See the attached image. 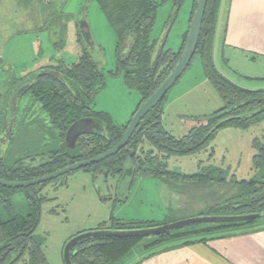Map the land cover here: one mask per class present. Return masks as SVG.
<instances>
[{
  "label": "trees",
  "instance_id": "1",
  "mask_svg": "<svg viewBox=\"0 0 264 264\" xmlns=\"http://www.w3.org/2000/svg\"><path fill=\"white\" fill-rule=\"evenodd\" d=\"M97 1L100 11L117 33L114 49L115 70L107 71V73L121 74L125 86L138 92L140 101L137 103L135 111L179 58L196 1L191 0L187 26L181 35V42L177 49L167 48L165 38L159 40L150 35L157 14L158 3L155 0ZM183 1L177 0V4ZM219 2L220 0H207L194 56H199L203 74L221 98L222 106L209 114L195 117L194 119H198L197 124L191 126L182 135L176 136L162 124L164 109L161 107L167 99L171 87L164 98L140 120L123 148L116 154L86 166L82 170L93 173L104 170L108 176L121 175L124 164L129 160L133 166V179L139 173H154L153 177L156 178L169 176L170 181L176 180L172 170L164 168V164L159 165L157 156L150 158V162L155 168L145 166L143 160L136 156L135 149L142 140H147L165 155H187L211 141L221 128L245 129L257 122L259 118L264 119V110L253 116L246 115L264 107V90L239 85L220 72L213 62L212 46ZM50 3L48 25L52 21L59 22L61 16L65 14L62 11H57L52 1ZM59 26L62 25L59 24ZM76 40L81 49L76 61L65 63L63 60L57 59L53 60L52 64L36 68L35 70L52 68L58 71L59 75L40 74L26 84L18 94L10 140L5 149L0 144V177L7 180L35 178L72 162L95 156L113 146L122 137L129 119L125 124L118 125L113 123L108 113L94 109L95 96L105 85V72L99 61L92 57L91 51L84 45L78 29ZM53 44L56 51L63 48V41L60 39L53 41ZM24 76L14 81L10 89ZM4 109L5 102L3 110L0 109V128ZM81 117H94L100 120L105 130L102 135L95 133L79 135L76 139V151L71 152L65 147V133L69 125ZM220 121L221 123H219ZM217 123H219L218 126L211 131V128ZM252 146L254 153L251 161L255 168L256 179L259 178V180L252 179L248 185L259 184L260 190H254L256 192L250 195L248 201H243V198L241 199L239 196L234 197L223 206L221 205L220 210L212 207L210 211L199 214H231L232 211L229 213L225 211L244 207L250 208L249 211L242 213L264 210V132L261 134V141L258 137L253 138ZM33 158L39 161L37 163L28 162ZM159 167L161 168L159 169ZM222 174L221 171H217L213 167L200 173H177L178 176L190 180V182L206 181L208 183L223 181L225 176ZM237 182L239 181L237 180ZM243 182L240 181V183ZM45 183L25 188L30 207L25 216L13 213L8 219H0V243H5L0 249V264H15L22 260L23 256H27L24 264H47L40 244L33 235L40 219V202L44 200V197L39 196L38 193L41 189L40 186ZM15 190L0 185V197L5 199L7 205H9L8 197L3 192ZM256 221L192 225L151 237L146 243V247L150 248L175 238L209 235L225 228L249 226L255 224ZM167 222L170 221L126 222L111 215L108 220L99 222L94 229L150 227ZM143 239L139 237H104L84 240L71 249L70 259L72 264H118ZM199 240L204 241L206 238L203 237ZM74 250H76L75 253H73Z\"/></svg>",
  "mask_w": 264,
  "mask_h": 264
},
{
  "label": "rangeland",
  "instance_id": "2",
  "mask_svg": "<svg viewBox=\"0 0 264 264\" xmlns=\"http://www.w3.org/2000/svg\"><path fill=\"white\" fill-rule=\"evenodd\" d=\"M12 1L13 7L8 10L10 12L7 17L12 34L9 35L8 42L1 41L0 51H3L2 59L7 63V68L13 69L14 72L8 75L4 82H2L4 76L0 74V109L3 110L13 82L40 67L37 66L38 63L49 65L57 59L72 63L78 59L80 45L76 40V25L85 13L94 41L92 57L99 61L105 72V85L95 96L94 109L108 113L115 124H125L130 119V113L135 109V105L140 101V95L125 86L121 74L107 73L115 70L114 49L117 33L100 11L98 1L45 0V15L42 14L43 7L37 8V0L30 4ZM51 1L57 11L65 14L61 16L59 22L52 21L48 25V6L51 5ZM155 1L158 3L157 14L150 35L159 40L165 38L167 48L177 49L181 42V34L187 26L191 0H184L179 4L177 0ZM34 2L37 3L33 5ZM62 21L63 27L59 26ZM219 28L220 25L217 26L213 42V61L216 68L239 85L255 89L259 83L249 82L246 77L235 74L221 62ZM55 32L56 35L52 34ZM59 39L63 41V48L56 51L53 41ZM37 43L40 44V49L36 62H33L38 48ZM23 66L30 69L23 71L21 69ZM241 71L250 73L249 69L243 68ZM222 104L218 93L203 74L199 56L195 55L178 82L170 89L161 107L164 109L162 124L170 133L182 135L197 124L198 119H194L195 117L209 114ZM259 119L245 129L221 128L211 141L187 155H165L147 140H142L135 149L136 156L149 168H155L150 158L157 156L159 165L164 164V168L175 173L173 175L175 181L173 179L170 181L169 176L156 178L153 177L154 173H139L134 176L129 190L125 189L124 182L120 190L116 188L120 178L117 174L107 177L105 187L97 188L92 171L76 169L41 185L38 194L44 197V200L40 202V219L33 235L40 244L47 264H64L62 247L66 239L79 231L94 229L99 222L108 220L111 215L126 222L174 221L206 213L212 207L220 210L234 197L239 196L243 201H248L250 195L256 192L254 190L261 188L259 184L248 185L252 179L259 180L258 177L256 179L251 161L254 153L252 139L259 136L258 139L261 141L264 119L262 117ZM209 167L221 171L225 176L224 180L212 183L190 182L177 175L200 173ZM181 191L185 193L184 196L181 195ZM25 192V188L3 192L8 197L9 205L0 197V219H8L13 213L25 216L29 212ZM180 196L183 197L179 204ZM225 212L231 211L227 209ZM263 222L264 218L256 221L257 224ZM245 226L247 227V225L243 227ZM231 229L234 228H225L222 232L226 233ZM148 240L146 237L140 244ZM26 258L27 256H23L22 260L15 264H24Z\"/></svg>",
  "mask_w": 264,
  "mask_h": 264
},
{
  "label": "crops",
  "instance_id": "3",
  "mask_svg": "<svg viewBox=\"0 0 264 264\" xmlns=\"http://www.w3.org/2000/svg\"><path fill=\"white\" fill-rule=\"evenodd\" d=\"M17 1L30 4L35 0L30 2L27 0ZM37 2V8L43 7L42 14L45 15V0H37ZM37 2H34L33 5ZM12 7V0H0L1 44V41H7L10 38L9 35L12 34L10 22L7 21L10 12L8 10ZM63 22H60V24ZM219 25L221 62L235 74L246 77L249 82L259 83L255 89L264 90V0H220L215 33ZM56 33L52 34L56 35ZM36 46L38 48L33 62H36L40 49L39 43ZM2 58L3 51L1 50L0 74L4 76V80H2L4 82L8 75H12L14 70L8 69L7 63ZM41 65L38 63L37 66ZM243 68L249 69L250 73L242 72L241 69ZM21 69L24 71L30 69V67L23 66ZM220 72L224 74L223 71ZM263 132L264 123L261 134ZM180 193L183 196L185 194L183 191ZM183 196H180L179 204L182 202ZM203 237L206 240H199ZM147 242L137 243L118 264H264V222L247 227H235L226 233L219 230L209 235L202 234L175 238L150 248L146 247Z\"/></svg>",
  "mask_w": 264,
  "mask_h": 264
},
{
  "label": "water",
  "instance_id": "4",
  "mask_svg": "<svg viewBox=\"0 0 264 264\" xmlns=\"http://www.w3.org/2000/svg\"><path fill=\"white\" fill-rule=\"evenodd\" d=\"M196 6L193 9L190 24L187 32V37L183 48L180 52L179 58L176 60L173 67L169 70L166 76L162 79V81L156 86V88L150 93V95L144 99L138 108L134 111L132 116L130 117L125 131L122 137L110 148L105 151L92 156L90 158L81 159L75 162H72L68 165H65L62 168L49 172L47 174L30 178L26 180H7L0 177V185L7 188H26L30 186H35L49 180H52L60 175L68 173L70 171L76 169H82L86 166L98 163L105 158H108L114 154H116L121 148L125 146L128 139L134 132L140 120L152 109L155 105H157L167 94L169 89L179 80L181 75L187 69L190 64L194 54L195 49L202 25V20L205 12V7L207 0H195ZM77 29L81 36V39L84 45L88 50L94 49V41L91 36V32L89 30L86 14L83 13L79 21L77 22ZM44 73H53L58 76V71L52 68H40L34 70L20 79L10 90L8 97L5 102L4 116L2 125L0 128V138L4 139L3 149L6 148L10 137L11 131L14 125V116L17 107V92L27 83L34 80L38 75ZM264 110V107L260 109H256L247 116H253L260 111ZM221 123V121L219 122ZM211 128V131L214 130L218 124ZM104 125L100 120H97L94 117H81L75 120L72 124L69 125L65 137V147L67 150L71 152H75L77 145L76 139L79 135L95 133L102 135L104 133ZM94 182L97 188L105 187L107 181V172L104 170H99L93 174ZM133 179V166L130 161H126L124 164V169L120 178L118 179L117 187L121 190L122 182L126 185V190H129L130 184ZM101 192V190H100ZM125 192V191H124ZM123 195V192L121 193ZM104 197V195L102 196ZM239 206V205H237ZM264 218V210L259 212H250V213H241V214H197L192 217L184 218L181 220H174L167 223L150 226V227H139V228H129V229H110V228H102V229H90L79 231L76 234L70 236L64 243L62 247V259L64 264H72L70 259L71 249L77 244L84 240L89 239H98L104 237H139V238H151L157 236L162 233L176 231L185 227H189L192 225L198 224H206V223H236V222H245L251 220H259ZM5 245V243H0V249ZM76 250L73 251L75 253Z\"/></svg>",
  "mask_w": 264,
  "mask_h": 264
},
{
  "label": "flooded vegetation",
  "instance_id": "5",
  "mask_svg": "<svg viewBox=\"0 0 264 264\" xmlns=\"http://www.w3.org/2000/svg\"><path fill=\"white\" fill-rule=\"evenodd\" d=\"M27 75V74H26ZM31 82V81H30ZM29 82V83H30ZM28 84V83H27ZM25 86V85H24ZM23 86V87H24ZM22 87V88H23ZM21 88V89H22ZM21 89L17 92V94H16V98L18 97V94L20 93V91H21ZM11 90V89H10ZM10 90L8 91V93H7V96H6V99H7V97H8V94H9V92H10ZM6 99H5V102H6ZM18 102V101H17ZM3 142H4V139H1L0 138V144H1V146H3ZM39 160L38 159H36V158H33L32 160H29L28 162H33V163H37ZM246 208V209H245ZM249 208L250 207H244V208H241V209H237V210H234V209H232V210H230V211H232V213L231 214H241L242 212H247V211H249ZM207 224H209V223H207Z\"/></svg>",
  "mask_w": 264,
  "mask_h": 264
}]
</instances>
